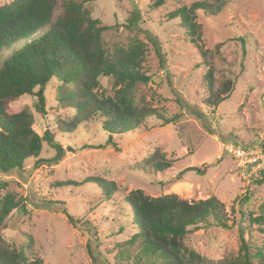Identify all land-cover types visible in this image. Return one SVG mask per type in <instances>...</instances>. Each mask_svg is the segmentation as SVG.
Returning a JSON list of instances; mask_svg holds the SVG:
<instances>
[{"label": "rangeland", "instance_id": "1", "mask_svg": "<svg viewBox=\"0 0 264 264\" xmlns=\"http://www.w3.org/2000/svg\"><path fill=\"white\" fill-rule=\"evenodd\" d=\"M11 1L0 0V6ZM196 1L203 0H167L157 9L149 7L150 0H94L87 4L93 17L109 27L103 33L108 50L116 45L126 47L133 39L145 43L143 70L152 80L138 84L136 100L167 117L184 114L167 125L155 115L149 116L146 130L114 135L109 142L110 135L98 122L83 124L73 133L62 132L57 121H71L75 111L58 106L56 91L61 83L56 78L46 87L44 114L37 110L36 95H23L12 102L9 113L29 108L35 131L43 135L50 130L63 152L59 154L45 142L40 158L48 162L37 165V158L32 157L22 170L8 175L0 172V197L14 192L29 210L27 214L13 211L6 220L0 232L8 243L25 247L31 258H41L44 264H126L128 257L129 263L136 262L141 250L138 243L122 250L123 243L136 233L125 200L135 189L155 197L175 193L187 200L214 194L226 204L232 228L203 223L186 238V244L209 264L238 254L243 228L250 232L251 242L263 243L264 232L260 225L250 223L249 213L260 214L264 203V182L257 184L264 161L259 160L261 167L244 163L227 147L264 152V0H226L216 16L200 11L197 21L203 27V40L193 41L180 18L169 19L168 14ZM136 8L141 31L125 26ZM145 30L165 53L164 68ZM240 38L245 39L244 47ZM7 55L4 52L2 57ZM211 66L213 93H223L226 79L234 82L228 97L217 106L206 103L210 92L205 75ZM100 83V91L117 89L112 77H102ZM157 148L175 161L174 167L164 173L142 171L143 160ZM191 167L200 168L203 174ZM91 177L114 182V194L106 197L100 186L88 181ZM65 181L73 184L59 185ZM247 192L252 196L243 206L247 214L232 212V205L240 207L238 200ZM47 201L56 203L45 206ZM61 207L76 218V225L69 223Z\"/></svg>", "mask_w": 264, "mask_h": 264}, {"label": "trees", "instance_id": "2", "mask_svg": "<svg viewBox=\"0 0 264 264\" xmlns=\"http://www.w3.org/2000/svg\"><path fill=\"white\" fill-rule=\"evenodd\" d=\"M92 1L13 0L0 6V172L3 174L22 170L25 161L32 157L37 158V165L48 162L40 158L45 142L59 154L63 152L50 130L43 135L35 131V117L29 108L8 112L12 102L28 94L38 97L37 110L44 114L45 90L53 78L61 83L56 91L58 106L75 111L71 121H57L64 133H73L83 124L98 122L110 135L111 142L114 135L146 130L149 116L155 115L164 125L183 116L184 113H178L167 117L157 108L136 100L138 84L152 80L151 75L143 70L146 45L140 39H133L126 47L116 45L112 51L108 50L103 33L109 27L93 17L92 10L87 6ZM166 1L150 0L149 7L157 9ZM225 5L226 0L196 1L190 6L176 8L168 14V18H180L191 40L201 41L203 27L197 21L198 13L202 11L216 16ZM140 17L139 8L134 9L125 26L141 31ZM143 32L153 44L164 68L165 53H161L159 43L153 40L149 31ZM240 40L244 47L245 39ZM4 52L8 55L3 58ZM203 55L207 56L206 50ZM102 77L115 80L117 89L113 93H108L106 89L100 91ZM213 80L214 67L211 66L205 75L210 92L206 103L217 106L228 97L227 92L233 88L234 82L226 79V87L221 94L213 93ZM36 88L38 91H35ZM174 163L157 148L143 160L141 170L164 173L174 167ZM190 170L203 174L197 167ZM88 181L100 186L108 198L116 190L114 182L99 177H91ZM263 182L264 171L257 184ZM6 184L4 182L3 186ZM69 184L73 182L59 183L62 186ZM251 197L250 192L241 196L238 200L240 207L232 205V212L238 211L245 216L247 213L243 206L248 205ZM125 200L131 207L136 233L123 243L125 247L122 250L128 251L137 243L141 249L136 262L129 263L128 257L126 264H209L205 256L186 244L187 235L203 223L232 228L226 204L214 194L204 199L187 200L175 193L155 197L143 189H135L127 194ZM54 203L47 201L43 204L49 206ZM260 207L261 213L255 215L250 212L249 220L251 224L260 225L259 230L264 232V203ZM61 210L67 215L69 223L77 224L76 218L65 207ZM13 211L21 214L29 212L16 193L7 192L0 197V231ZM246 230H240L238 254L224 257L219 264H264V241L262 244L251 242L250 232ZM91 254L96 262V257ZM0 264L44 263L41 258H31L25 247L18 248L8 243L0 232Z\"/></svg>", "mask_w": 264, "mask_h": 264}, {"label": "built area", "instance_id": "3", "mask_svg": "<svg viewBox=\"0 0 264 264\" xmlns=\"http://www.w3.org/2000/svg\"><path fill=\"white\" fill-rule=\"evenodd\" d=\"M227 150L233 154L237 159H240L244 163H251L256 167H261L259 160L264 161V152L257 153L255 150H246L243 147L229 146Z\"/></svg>", "mask_w": 264, "mask_h": 264}]
</instances>
